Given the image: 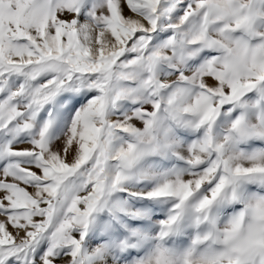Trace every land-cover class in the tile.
I'll return each mask as SVG.
<instances>
[{
	"label": "snow or ice",
	"instance_id": "obj_1",
	"mask_svg": "<svg viewBox=\"0 0 264 264\" xmlns=\"http://www.w3.org/2000/svg\"><path fill=\"white\" fill-rule=\"evenodd\" d=\"M0 264H264V0H0Z\"/></svg>",
	"mask_w": 264,
	"mask_h": 264
}]
</instances>
